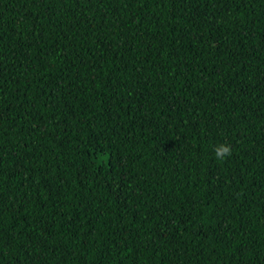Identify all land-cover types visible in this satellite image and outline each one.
Listing matches in <instances>:
<instances>
[{
	"label": "trees",
	"instance_id": "obj_1",
	"mask_svg": "<svg viewBox=\"0 0 264 264\" xmlns=\"http://www.w3.org/2000/svg\"><path fill=\"white\" fill-rule=\"evenodd\" d=\"M0 264H264V0H0Z\"/></svg>",
	"mask_w": 264,
	"mask_h": 264
},
{
	"label": "clouds",
	"instance_id": "obj_2",
	"mask_svg": "<svg viewBox=\"0 0 264 264\" xmlns=\"http://www.w3.org/2000/svg\"><path fill=\"white\" fill-rule=\"evenodd\" d=\"M232 146L230 144H219L214 149L215 157L217 160L222 161L226 160L232 155Z\"/></svg>",
	"mask_w": 264,
	"mask_h": 264
}]
</instances>
